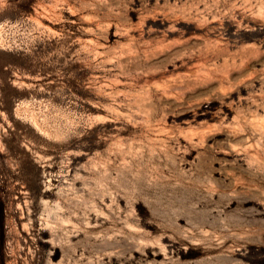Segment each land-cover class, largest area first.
I'll list each match as a JSON object with an SVG mask.
<instances>
[{
    "label": "rangeland",
    "instance_id": "1",
    "mask_svg": "<svg viewBox=\"0 0 264 264\" xmlns=\"http://www.w3.org/2000/svg\"><path fill=\"white\" fill-rule=\"evenodd\" d=\"M0 264H264V0H0Z\"/></svg>",
    "mask_w": 264,
    "mask_h": 264
}]
</instances>
